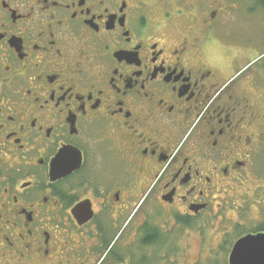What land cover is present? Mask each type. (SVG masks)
Returning <instances> with one entry per match:
<instances>
[{
  "label": "flooded vegetation",
  "instance_id": "af4514ba",
  "mask_svg": "<svg viewBox=\"0 0 264 264\" xmlns=\"http://www.w3.org/2000/svg\"><path fill=\"white\" fill-rule=\"evenodd\" d=\"M244 3L0 0V264H176L179 237L226 219L230 264L264 232Z\"/></svg>",
  "mask_w": 264,
  "mask_h": 264
},
{
  "label": "rangeland",
  "instance_id": "374dc122",
  "mask_svg": "<svg viewBox=\"0 0 264 264\" xmlns=\"http://www.w3.org/2000/svg\"><path fill=\"white\" fill-rule=\"evenodd\" d=\"M241 8L242 25L247 29V33L251 31L256 38V42L261 44L260 50H263V53L253 60L252 68H258L264 61V0H245ZM228 42L232 45H241V38L231 39ZM261 179L264 180V151L259 152L254 157L252 168L247 170L246 175L242 178V180L248 181L249 186H253L258 180L259 182H264ZM249 214L254 217L257 215L254 212ZM229 216L233 220L241 221V217H238L234 210L230 211ZM221 222H223L222 226H220ZM221 222L206 224L200 232L191 231L184 237H179L178 240L185 247V251L180 253L176 264H193L196 259H199L204 264H224V262L226 264V259L224 260L223 258L224 251L218 252L215 250L221 234L217 228H230L232 222L229 219L221 220ZM154 249H157L156 244ZM175 258H177L176 255Z\"/></svg>",
  "mask_w": 264,
  "mask_h": 264
},
{
  "label": "water",
  "instance_id": "95a60500",
  "mask_svg": "<svg viewBox=\"0 0 264 264\" xmlns=\"http://www.w3.org/2000/svg\"><path fill=\"white\" fill-rule=\"evenodd\" d=\"M230 264H264V232L237 239L229 254Z\"/></svg>",
  "mask_w": 264,
  "mask_h": 264
},
{
  "label": "bare ground",
  "instance_id": "6f19581e",
  "mask_svg": "<svg viewBox=\"0 0 264 264\" xmlns=\"http://www.w3.org/2000/svg\"><path fill=\"white\" fill-rule=\"evenodd\" d=\"M203 55V54H202Z\"/></svg>",
  "mask_w": 264,
  "mask_h": 264
}]
</instances>
